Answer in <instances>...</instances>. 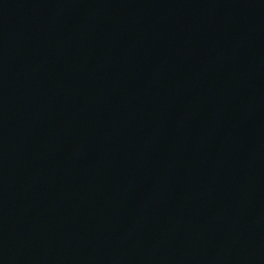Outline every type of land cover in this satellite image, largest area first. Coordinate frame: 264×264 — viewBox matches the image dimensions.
<instances>
[{
    "label": "water",
    "instance_id": "1",
    "mask_svg": "<svg viewBox=\"0 0 264 264\" xmlns=\"http://www.w3.org/2000/svg\"><path fill=\"white\" fill-rule=\"evenodd\" d=\"M0 264H264V0H0Z\"/></svg>",
    "mask_w": 264,
    "mask_h": 264
}]
</instances>
